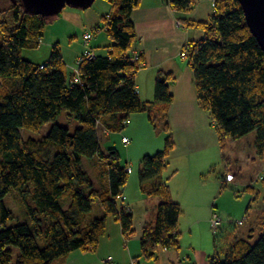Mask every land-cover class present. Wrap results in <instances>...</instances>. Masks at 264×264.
Listing matches in <instances>:
<instances>
[{
	"label": "trees",
	"instance_id": "obj_1",
	"mask_svg": "<svg viewBox=\"0 0 264 264\" xmlns=\"http://www.w3.org/2000/svg\"><path fill=\"white\" fill-rule=\"evenodd\" d=\"M106 1L111 6L109 18L103 17L104 25L93 31L105 29L111 44L104 55L78 62L81 55L73 72L67 70L57 47L45 64L23 59L24 49L38 47L46 19L24 13L15 0L9 10L16 26L10 28L5 11H0V264H52L74 251H93L108 218L119 223L124 235L133 232L132 215L119 200L127 169L116 150L101 149L98 128L120 132L130 115L147 111L149 105L170 104L168 82L173 78L159 73L153 100L139 98L135 74L140 55L132 60L136 34L131 14L141 0ZM168 3L184 13L193 8L194 0ZM210 3L209 22L189 25L202 27L203 39L182 51L193 72L196 99L208 113L222 151L224 138L235 141L255 132L260 156L264 153V51L237 0ZM61 112L75 120L73 129L55 123ZM49 123L41 139L22 140V130L38 132ZM164 131L163 148L139 164L141 191L159 199L154 221L141 236L146 253L157 247H178L181 209L172 201L163 177L166 158L174 149L166 122ZM10 191L23 203L26 222L18 223L6 207ZM94 204L101 216L93 214ZM217 233H212L214 238ZM252 239L235 241L223 261L213 256L208 263L264 264V232L254 243ZM12 248L18 250L15 258Z\"/></svg>",
	"mask_w": 264,
	"mask_h": 264
},
{
	"label": "crops",
	"instance_id": "obj_2",
	"mask_svg": "<svg viewBox=\"0 0 264 264\" xmlns=\"http://www.w3.org/2000/svg\"><path fill=\"white\" fill-rule=\"evenodd\" d=\"M102 1L106 5L100 9L78 13V21L82 17L88 31L100 27L103 17L111 13L110 4ZM194 4L190 11L183 13L175 11L165 0H141L140 6L131 14L136 34L133 52L140 55V67L135 74L138 96L144 102H151L154 82L161 73L173 78L168 82L173 100L168 105H149L147 111L130 115L120 132H110L101 126L98 128L101 149L104 152L116 150L121 163L129 169L121 206L132 215L133 232L124 235L119 223L108 218L105 233L95 250L74 251L52 264H102L107 257L111 258L112 264H209L208 258L217 253L220 246L212 245L209 235L210 217L206 215L200 219V204L204 203L205 190L199 173L203 172V164L210 162L209 148L212 149L213 144L219 141L212 138L211 130L215 129L208 113L196 99L192 69L187 59L180 58L187 45L204 37L205 30L196 25L189 26L190 23H208L213 13L209 0H194ZM94 33L90 47L94 55H104L111 41L105 29L95 30ZM99 34L101 40H98ZM149 116L154 119L153 123ZM165 122L174 139V149L166 158L163 177L167 180L172 201L181 209L177 224L178 247H157L152 253H146L141 248V236L143 229L154 221L159 199L150 198L141 191L139 164L143 157L163 148L167 136ZM122 138H127V143H123ZM213 152L218 154V149ZM171 162L176 164L172 163L170 167ZM186 162L189 164L188 172L180 181H175L180 171L178 166L184 167ZM187 212L188 219L182 221ZM246 222L247 225L242 223L243 227L227 229L233 231V239L223 242L224 253L235 241L253 237L252 224L248 218ZM223 228L224 224L220 231Z\"/></svg>",
	"mask_w": 264,
	"mask_h": 264
},
{
	"label": "rangeland",
	"instance_id": "obj_3",
	"mask_svg": "<svg viewBox=\"0 0 264 264\" xmlns=\"http://www.w3.org/2000/svg\"><path fill=\"white\" fill-rule=\"evenodd\" d=\"M13 3L14 1L10 0H0V11H5L4 20L10 28L16 26L13 11L9 10V7ZM105 5V2L102 0H96L92 7L86 10L65 7L58 15L46 19L43 36L39 41L38 47L36 49H24L22 51L23 59L34 64H45L52 48L57 47L61 52L67 70L73 72L81 51H83V54L84 50L91 48H85L82 45L83 35L88 29L84 25L82 17L78 21V13H90V11L98 10ZM103 25L104 21L101 22L100 27ZM99 35L98 40H101L102 36L101 34ZM92 44L93 41L90 42V46ZM55 123L69 129H73L76 126L75 120L66 117L64 112L58 115ZM51 125L52 123L43 126L38 132L22 130V140L28 138L41 139L48 132ZM213 131L211 130V136L218 141V135L215 130ZM255 136V132H251L247 136L235 141L224 138L223 151L220 149L219 142L216 145L213 144V148H209L208 153V155H211L210 162H205L202 166L204 168L203 172L199 173L201 174L205 190L204 203L200 204V219L206 215L210 217L211 213L215 211L224 224V228L218 231L216 240L213 238L211 229H209L212 245L220 246L214 256H217L221 261L224 260L225 255L223 242L227 243L228 240L233 239V231L227 230L234 228L233 224L236 225L235 228L243 227L241 226L243 222L246 225L248 224L246 222L248 218V222L252 224L254 231L253 243L264 232V153L260 156L258 155L254 145ZM217 149L218 154H215L213 151ZM83 163L85 165V160H83ZM172 163L173 165L176 164L175 162H171L170 167L173 166ZM188 165L186 162L184 167L178 166L180 171H178L175 181H180L185 172H188ZM227 173L233 175V180L229 184H225L224 181ZM5 205L14 213L18 223L27 221L24 205L14 191H10L5 197ZM248 206L250 209H248ZM93 214L101 216V211L96 204L93 205ZM187 219L188 212L182 218V221ZM252 242L250 241V243ZM12 251L13 258H15L18 250L12 248Z\"/></svg>",
	"mask_w": 264,
	"mask_h": 264
},
{
	"label": "water",
	"instance_id": "obj_4",
	"mask_svg": "<svg viewBox=\"0 0 264 264\" xmlns=\"http://www.w3.org/2000/svg\"><path fill=\"white\" fill-rule=\"evenodd\" d=\"M15 1V0H10ZM24 13L50 19L65 7L86 10L95 0H19ZM168 2V0H165ZM247 27L264 51V0H237Z\"/></svg>",
	"mask_w": 264,
	"mask_h": 264
},
{
	"label": "built area",
	"instance_id": "obj_5",
	"mask_svg": "<svg viewBox=\"0 0 264 264\" xmlns=\"http://www.w3.org/2000/svg\"><path fill=\"white\" fill-rule=\"evenodd\" d=\"M211 4L213 6V3H211ZM106 18L108 19L109 16H107ZM94 32L95 31L90 30V31H87L83 35L82 44H83V46L85 48L90 47V42L93 39ZM93 56H94L93 51L90 48H87L85 50V52L82 54L81 58L78 59V62H80L83 59H89V58H91ZM138 56H139V54L137 52H133L132 60L136 61L138 59ZM180 58L185 59L186 58V53L185 52H181L180 53ZM122 141H123V143H127L128 140H127V138H122ZM127 173H129V169L127 170ZM232 180H233V175L227 174L226 177H225V182L228 184ZM124 199L125 198L122 197V196L119 198L120 201H124ZM209 223H210V229H211L212 233L218 232L221 229L222 225H223L220 216L215 211H213L211 213ZM102 264H112L111 258L107 257L106 259L103 260ZM131 264H136V263L132 262Z\"/></svg>",
	"mask_w": 264,
	"mask_h": 264
}]
</instances>
